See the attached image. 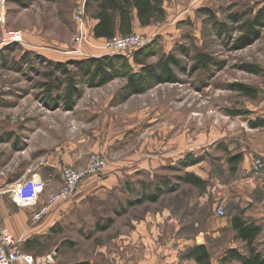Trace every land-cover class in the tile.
<instances>
[{
    "label": "rangeland",
    "instance_id": "1",
    "mask_svg": "<svg viewBox=\"0 0 264 264\" xmlns=\"http://www.w3.org/2000/svg\"><path fill=\"white\" fill-rule=\"evenodd\" d=\"M97 1L5 0L4 26L21 31L23 39L0 47L2 163L8 161L5 138L12 136L25 145L32 162L66 157L73 166H82L92 155L101 154L107 168L95 177L115 176L121 187L104 201L88 199L77 223L59 226V236L54 234L38 243L34 247L37 254L51 255L44 264L55 259V249L70 255L72 251L92 250L101 236L117 235L126 219L141 218L154 209L172 207L180 224L183 219L191 221L180 226L176 235L192 239L200 229L195 223L200 213L203 217L213 215L224 225L233 216L249 219L233 201L223 206L216 197L223 186L232 187L236 181L226 161L242 145L247 148L246 143L250 144L247 139L252 138L253 128L249 122L264 119V27L257 26L253 35L247 27L261 11L264 13V0H162L163 15L146 32L137 34L147 39L144 64L173 57L175 64L170 68L175 81L154 84L129 97L124 76L93 88L79 84L80 96L68 107L63 88L50 93L44 86L52 71L48 62L84 59L75 57L73 40L76 15L82 7L92 42L101 45L90 32ZM1 31L0 25V39ZM83 51L89 57L104 55L103 50L86 44ZM134 52L110 56L126 57L132 72L138 73L140 66L132 61ZM199 53L210 57L207 68L197 64ZM116 69L123 73L119 63ZM239 85L249 88L252 96L239 91ZM8 125L15 130L10 131ZM185 159L197 163L185 166ZM8 166L1 168V178L6 177ZM186 172L199 177L204 187L182 183L179 177ZM158 188L162 194L157 202L131 205ZM169 189L172 191L166 192ZM214 204L223 208L224 217L218 216L217 207L212 209ZM232 233L224 226L223 243L232 240ZM219 258L214 257L211 263L237 264L234 260L220 263ZM178 259L180 264H194Z\"/></svg>",
    "mask_w": 264,
    "mask_h": 264
},
{
    "label": "crops",
    "instance_id": "2",
    "mask_svg": "<svg viewBox=\"0 0 264 264\" xmlns=\"http://www.w3.org/2000/svg\"><path fill=\"white\" fill-rule=\"evenodd\" d=\"M96 23L93 15L91 34ZM152 23L153 20L149 25L142 26L136 10L133 9L129 34L146 32L151 28ZM118 27L119 20H116V28L118 29ZM118 36L122 35L117 34L115 37ZM97 40L103 41V39ZM65 60L68 61L69 59L66 58ZM65 60L57 62L63 63ZM10 126L8 125L6 128H9L10 131L15 130L14 127ZM250 131L253 132L252 138L247 139L250 144L246 143L247 148L242 145L238 152L242 154V160L234 172L236 181L232 187L223 186L217 193L216 199L223 206L228 201H233L241 211H244L246 217L253 219L255 225L261 227V232L255 239L254 245L264 255V215L261 214L264 212V173L257 174L252 170L254 159L257 156L264 158V127ZM5 142V156L8 161L7 164H3L4 157L0 155V171L2 167L9 166L6 177H0V231L6 230L18 242L19 248L24 254L31 255L37 263L44 264L42 262H45L46 258H51L50 252L37 254L34 247L47 237H52L54 234L59 236L56 233L59 226L62 227L73 221L77 223L80 212L87 209L86 201L88 199L98 198L104 201L109 198L114 190H121V187L115 181V176L88 177L80 183L76 194L71 199L56 204L41 220L34 222L32 220L33 215L60 188L63 169L68 167L82 168L87 163L81 164L82 166H73L71 159L66 157L57 158V160L54 158L51 161L32 162L31 154H28L27 148L24 150L25 145H21L20 141L11 136L5 138ZM22 152L24 153L23 157H15L20 156ZM11 162L13 164L10 166ZM61 163L64 164V167L60 170ZM33 176L46 182L45 190L40 195L36 205L25 208L19 207L12 200V189L18 183L17 181L30 179ZM187 206H190L189 203ZM214 207L216 208L217 205L214 204L212 209ZM197 217L198 221L195 223L200 228L198 234L193 239L185 236H180V238L176 235L180 226L186 227L191 221L187 223L183 219V225L180 224L181 220L175 215L172 207L154 209L141 218L126 219L117 235L113 237L101 236L100 242L97 245H92V250L78 251L77 253L72 251V255H70L69 251H64L66 252L64 253L62 249H55L53 254L56 257L49 264H180L178 259L180 255L195 245H204L209 251L211 259L217 256L221 258L223 252L229 248H236L241 254L246 255L244 243L234 239L233 231L232 240L223 243L224 226L232 230L230 220L224 225L216 221L213 215H204L203 217L200 213ZM16 264L26 263L19 262ZM237 264L239 263L237 262Z\"/></svg>",
    "mask_w": 264,
    "mask_h": 264
},
{
    "label": "trees",
    "instance_id": "3",
    "mask_svg": "<svg viewBox=\"0 0 264 264\" xmlns=\"http://www.w3.org/2000/svg\"><path fill=\"white\" fill-rule=\"evenodd\" d=\"M137 12L138 20L142 26L149 25L151 20L155 21L159 16L163 15L162 0H98L94 19L97 23L94 25L92 34L95 39H111L117 34L122 36L128 35L131 32V16L132 10ZM210 16L212 14L209 11ZM116 20H119V27L116 28ZM257 26L264 27V13L262 11L255 17L253 21L247 23L248 34H255ZM148 47L134 52L132 61L140 66L138 73H133L129 65V60L124 56L103 55L101 57H88L84 59H72L63 63L48 62L52 71L49 73L50 83L44 85L47 92L53 91L55 88H63V100L66 106L70 107L74 100L80 96V91L77 90L79 84L93 88L103 86L116 76H124L127 79L126 91L127 96L138 95L144 93L150 86L166 82H174L175 77L171 70V63L175 64L173 57H168L165 60L158 61L154 65L144 64L143 57L147 56ZM196 62L202 68H207L211 59L205 54L199 53L196 55ZM119 63L123 69V73H119L116 69V64ZM73 68V71L72 69ZM58 73V76L54 73ZM238 90L246 96H252V91L244 86H237ZM57 98V97H56ZM50 99L54 101V99ZM49 106V105H47ZM251 128H260L264 126V119H257L254 122H249ZM186 160V161H185ZM183 162L187 165H194L197 161ZM242 160V154L237 153L227 158V163L231 166L230 171L235 172L238 164ZM179 180L184 184H189L196 188H203L204 182L190 172L184 173ZM167 187V183H164ZM169 189L166 192H171ZM162 194L159 188L157 192L140 197L131 205H137L144 201L157 202ZM231 229L234 232V239L244 243L246 255H243L236 248H229L223 252L219 259L220 263H227L232 260L239 264H264V255L258 251L254 245L255 239L261 232V227L256 226L249 219H244L239 216H233L230 220ZM102 228L101 230H103ZM28 245V243H26ZM182 259L191 260L194 264H212L210 253L204 245H195L181 254ZM87 264V263H80Z\"/></svg>",
    "mask_w": 264,
    "mask_h": 264
},
{
    "label": "built area",
    "instance_id": "4",
    "mask_svg": "<svg viewBox=\"0 0 264 264\" xmlns=\"http://www.w3.org/2000/svg\"><path fill=\"white\" fill-rule=\"evenodd\" d=\"M5 0H0V25L2 26L0 47L8 46L14 43H21L23 36L19 30H9L5 28ZM83 7L76 15V28L74 42L76 48L74 50L75 57H87L84 53V44L93 49L103 50L104 55H112L117 52H134L146 46L147 39L143 35L129 34L118 36L111 39L103 40L100 46H96L92 42L90 33L87 31L84 22ZM89 57V56H88ZM107 168L106 161L101 154H94L90 157L85 167L64 168L62 171V182L60 188L53 193L37 211L32 220L37 222L47 215L51 208L60 202L71 199L77 192L79 184L87 177L100 176ZM253 172L260 174L264 173V158L256 157L252 163ZM46 182L39 177L33 176L30 179H25L18 182L13 187L11 192L12 200L19 207H31L38 203L40 195L44 192ZM216 213L220 217L225 216L222 207H217ZM24 262L26 264H41L37 263L31 255H26L21 252L18 242L6 230L0 231V264H16ZM161 264V263H155Z\"/></svg>",
    "mask_w": 264,
    "mask_h": 264
}]
</instances>
